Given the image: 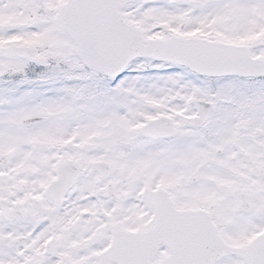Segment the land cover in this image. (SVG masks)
<instances>
[{
	"label": "snow or ice",
	"instance_id": "obj_1",
	"mask_svg": "<svg viewBox=\"0 0 264 264\" xmlns=\"http://www.w3.org/2000/svg\"><path fill=\"white\" fill-rule=\"evenodd\" d=\"M0 264H264V0H0Z\"/></svg>",
	"mask_w": 264,
	"mask_h": 264
}]
</instances>
